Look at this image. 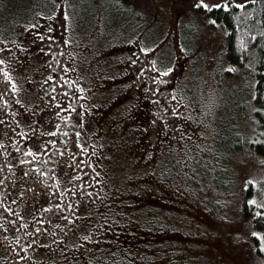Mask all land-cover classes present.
<instances>
[{
	"label": "rangeland",
	"instance_id": "obj_1",
	"mask_svg": "<svg viewBox=\"0 0 264 264\" xmlns=\"http://www.w3.org/2000/svg\"><path fill=\"white\" fill-rule=\"evenodd\" d=\"M198 5L0 0V44H7L0 60L15 81L19 118L64 117L66 107L50 109L44 99L57 33L63 62L55 90L61 97L70 87L80 99L85 137L60 179L77 200L70 228L40 234L36 218L56 190L32 191L26 208L36 228L29 222L27 234L1 241L0 264H264L242 208L247 178L264 192V155L253 148L261 139L256 57L230 62L227 28ZM142 58L156 68L145 73ZM164 67L172 71L156 70ZM219 171L224 190L214 180Z\"/></svg>",
	"mask_w": 264,
	"mask_h": 264
},
{
	"label": "flooded vegetation",
	"instance_id": "obj_2",
	"mask_svg": "<svg viewBox=\"0 0 264 264\" xmlns=\"http://www.w3.org/2000/svg\"><path fill=\"white\" fill-rule=\"evenodd\" d=\"M53 34L47 53L48 58L51 59L53 77L45 82L44 99L50 109L58 107V103L66 107L61 111L63 118L50 121L44 116L43 120L33 118L24 123L19 118L17 95L14 90L15 81L9 80L7 78L9 75L5 76L6 62L0 64V242L4 241L5 244L8 243L11 234H27L29 222L32 228H36L35 222L28 218L26 202L32 191L37 197L38 194L41 195L42 187L56 190L54 194L56 200H51L50 204L49 201L43 202V208L44 210L47 208V212L36 218L38 222H43L39 225L40 234H64L72 225L74 217L71 209L77 200L72 194L66 193L70 189L67 178L62 182L60 179L68 167L67 164L77 152L76 149L81 150L85 140L82 124L79 121L82 104L79 98L72 97L73 92L70 87L61 89L63 90L61 97L55 90L60 82L63 55L59 50L60 35ZM6 50L7 44L1 43L2 59H7L4 53ZM138 62L145 73L152 71L151 67L147 68L149 62L146 58ZM74 96L76 97V94ZM48 117L50 115H47ZM45 145L47 147H44ZM28 148L32 149L31 153L27 151ZM82 148L85 149V143ZM87 156L88 153L85 157ZM33 164L36 168L32 167ZM82 165L81 163L79 166ZM58 215H61L63 220L67 218V222H61L60 226ZM40 218L42 220H39ZM58 227L63 231L60 232Z\"/></svg>",
	"mask_w": 264,
	"mask_h": 264
},
{
	"label": "trees",
	"instance_id": "obj_3",
	"mask_svg": "<svg viewBox=\"0 0 264 264\" xmlns=\"http://www.w3.org/2000/svg\"><path fill=\"white\" fill-rule=\"evenodd\" d=\"M128 2L129 0H120ZM230 2V0H229ZM211 15L219 20L222 25L227 28V42H226V58L236 64L243 63L251 54L256 57V74L257 80L255 84L254 102L257 106L255 112L261 127V139L253 143V148L259 154L264 155V0H249V3L243 9L239 7H230L229 9L212 8ZM239 25V27H237ZM255 34V39H253ZM237 37H241L248 45L246 49H240L237 44ZM243 57V59H241ZM217 161L216 156L213 158ZM221 164L224 159L221 158ZM167 166L163 164L159 166ZM172 165L169 164L170 168ZM158 167V168H159ZM169 169H165L160 173H168ZM208 176V173L206 174ZM223 172L219 171L217 177H213L215 182L222 188L226 186V182L220 180ZM222 181V182H221ZM221 182V183H220ZM223 190L225 188H222ZM258 187L250 186L244 188L242 194L243 214L245 218L252 216V222L258 232L264 234V192L261 193ZM259 194V195H258ZM255 198L256 204L250 205L249 199ZM259 213V214H258ZM176 264H185L176 261Z\"/></svg>",
	"mask_w": 264,
	"mask_h": 264
},
{
	"label": "snow or ice",
	"instance_id": "obj_4",
	"mask_svg": "<svg viewBox=\"0 0 264 264\" xmlns=\"http://www.w3.org/2000/svg\"><path fill=\"white\" fill-rule=\"evenodd\" d=\"M252 2L254 3L255 0H252ZM249 3V0H243L242 3H238L237 0H219L218 3H206L205 0H199V5L198 6H203L205 9H208V10H211L212 8H221L223 7L224 9H229L230 7H239L241 9L244 8V6L246 4ZM53 15H55V13H53ZM65 15H67V13H65ZM211 23L215 24L216 21L213 19L210 21ZM237 27H239V25H237ZM43 38V37H41ZM253 39H255V34H253ZM237 44L239 46L240 49H246L248 47V45L246 43H244L243 39L241 37H237ZM144 52H150L151 50L149 48H144L143 49ZM241 59H243V57H241ZM0 63H3L2 60H0ZM250 66V65H249ZM149 67H152V68H156V63L155 61H153V63L151 65H149ZM230 70H235L233 68V66L229 65L228 66ZM158 72L161 73V75H167V73L171 72L172 69L169 68V67H164L162 70L161 69H156ZM141 71H143V69H141ZM5 76H7V73H5ZM7 78L10 80L11 77L10 76H7ZM51 78V77H50ZM156 80L157 81H160L161 83L163 81H161V77L160 75H158L156 77ZM15 90V89H14ZM7 103V101H5V104ZM260 111H264V109H261ZM177 115H179V113H177ZM52 143H56L55 141H52ZM44 147H47V145H45ZM82 147V146H81ZM27 151L29 153L32 152V149L31 148H28ZM11 167V166H9ZM32 167L36 168V165L33 164ZM37 171H39V169L37 168ZM256 185V181L255 180H251V178H247L244 182V187L247 189L249 188L250 186H255ZM22 195V194H21ZM248 203L250 205H255L256 204V200L255 198H252V199H249L248 200ZM259 214V213H258ZM253 235L257 238H259V243L257 245V247L261 250V251H264V234L260 233V232H255L253 233ZM84 239H89V237H84Z\"/></svg>",
	"mask_w": 264,
	"mask_h": 264
}]
</instances>
